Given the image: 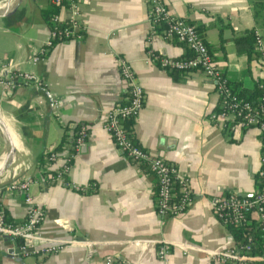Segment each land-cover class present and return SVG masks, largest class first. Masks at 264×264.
<instances>
[{
	"label": "crops",
	"instance_id": "1",
	"mask_svg": "<svg viewBox=\"0 0 264 264\" xmlns=\"http://www.w3.org/2000/svg\"><path fill=\"white\" fill-rule=\"evenodd\" d=\"M66 1L57 13L61 21L71 17ZM164 3L172 15L199 29L239 93L250 95L257 82H264V64L248 56L247 44L236 40L255 28L264 42V30L257 28L248 0ZM50 5L52 0H0V8L7 9L0 16V171L10 157L6 141L13 143L17 159L13 166L17 175L12 168L1 177L0 190L20 176L31 179L28 193L45 211L37 229L40 243L64 244L55 254L22 257L8 252L18 240L0 236V264H105L106 257L124 264H231L203 252L184 255L179 248L160 260L157 243H192L205 249L233 245L229 229L213 214V203L228 191L254 192L259 132L250 128L227 134L212 124L208 115L218 108L213 82L198 70L170 74L150 59V52L171 58L191 53L151 28L145 0H78V36L56 43L44 60L32 64L31 56L50 35L42 18ZM120 58L131 64L145 95L143 108L131 123L135 141L175 163L190 178L194 198L179 215H157L154 175L122 155L103 126L107 112L124 101ZM26 71L40 77L42 86L17 83L9 90L5 77ZM80 125L89 135L65 179L83 191L47 176L61 160L48 171L38 167L46 151L60 156L69 151ZM4 208L9 221H23L27 207L22 199L6 195Z\"/></svg>",
	"mask_w": 264,
	"mask_h": 264
},
{
	"label": "built area",
	"instance_id": "2",
	"mask_svg": "<svg viewBox=\"0 0 264 264\" xmlns=\"http://www.w3.org/2000/svg\"><path fill=\"white\" fill-rule=\"evenodd\" d=\"M69 25L62 30H50V35L44 44L31 56V63L36 64L45 59L48 51L58 42L69 41L78 36L80 29L78 0H68ZM147 17L151 28L158 32L157 25L163 21L166 27L158 32L166 39H173L184 44L190 51V56L171 58L158 56L150 52V59L160 68L188 69L201 71L214 84V91L218 96V108L208 115V120L224 130L227 134H234L250 128L256 129L261 139L260 167L257 171L256 188L251 196L240 197L236 193H223L213 203V214L226 228L229 226L244 227L253 217L261 230H264V82L259 87L261 93L255 100H248L238 95L229 85L228 79L216 63L209 51L203 36L194 24L183 18L172 15L164 0H145ZM61 0H52L55 5ZM55 21H61L59 14L54 15ZM256 50L262 54L264 62V42L257 33ZM119 74L125 83V97L122 103L112 107L106 114L103 126L110 135L116 148L122 155L132 162L143 164L156 179L155 207L161 218H170L185 212L194 198L189 176L179 167L164 158L154 155L139 145L132 134L131 124L135 121L143 108L145 95L138 82L131 64L120 58ZM39 88L43 80L31 71L23 73H9L5 77V84L11 90L16 84ZM132 123V122H131ZM85 125H80L72 137V141L63 156L55 150L45 152V162L39 163L40 170L48 171L52 164L61 160L62 164L54 170L53 181L60 182L64 187L83 191L84 189L68 180L66 176L70 163L88 138ZM62 158V159H61ZM12 172L17 175L15 169ZM11 172V173H12ZM44 174V173H42ZM12 175V174H11ZM14 175V176H15ZM47 175V174H45ZM51 177V175H47ZM31 179L20 176L4 185L0 190V236L11 240H18L20 256H48L59 252L64 243H50L42 245L37 229L43 221L45 211L42 206L34 204L28 187ZM6 195L19 198L26 203V214L23 221L12 222L6 219L4 199ZM255 241L250 236L236 248L234 245L222 249H205L192 243H177L173 241H158L157 258L165 260L172 248H179L184 255L191 251L203 252L208 257L223 263L248 264L245 252L252 249ZM105 264H124L121 261L106 257Z\"/></svg>",
	"mask_w": 264,
	"mask_h": 264
},
{
	"label": "trees",
	"instance_id": "3",
	"mask_svg": "<svg viewBox=\"0 0 264 264\" xmlns=\"http://www.w3.org/2000/svg\"><path fill=\"white\" fill-rule=\"evenodd\" d=\"M250 8L252 10V14L254 17V20L256 21L258 25V29L264 30V0H248ZM55 5V4H54ZM50 5L47 9H45L42 12V18L44 22L48 25L50 30H62L65 26L69 25V21H55L54 15L58 13L59 8L61 6H66L67 1L61 0L60 4L54 6ZM166 27L165 22L161 21L157 25L158 32H162V30ZM199 31V29H197ZM200 32V31H199ZM241 40V42H245L247 45L246 52L248 56H255V58L261 63L262 62V54L256 50V39H257V29L252 28L249 30H245L241 33L240 36L236 38V40ZM190 56V55H189ZM188 57V56H187ZM188 69H171L168 72L170 74H178L183 75L188 73ZM229 82V81H228ZM262 82L259 81L256 83L255 90L250 95L248 93H239L236 90V84L230 83L229 85L235 91L238 95L241 97L248 99V100H255L256 97L261 93V88L259 85ZM132 121L128 122L127 125L129 126ZM78 129V126L75 127V130ZM66 135L63 137V141H65ZM45 162V155L42 156V158L39 160V163ZM50 172V173H49ZM49 175H51V178L54 176V171H49ZM225 193H233L232 191H228ZM8 220V218L6 217ZM9 221V220H8ZM230 233L233 236V245L236 248H239L240 245H242L248 237H252L255 241L254 245L252 246V249L248 252H245V257L248 259V264H264V230H261V227L258 225L255 218L251 217L250 221L244 226H229L228 227Z\"/></svg>",
	"mask_w": 264,
	"mask_h": 264
},
{
	"label": "water",
	"instance_id": "4",
	"mask_svg": "<svg viewBox=\"0 0 264 264\" xmlns=\"http://www.w3.org/2000/svg\"><path fill=\"white\" fill-rule=\"evenodd\" d=\"M6 12H7L6 6L2 7V9L0 8V16L6 14ZM0 128L2 130L1 117H0ZM6 146H7V149L9 150L10 157L7 160V164L5 165V167L0 171V178L3 177V176H5L6 174H9V172L11 171V169L13 168V166L16 163V160H17L16 157L15 158L13 157V154H14V146H13V143L10 142V141H6ZM235 193L238 196H240V197H248V196H251V194H249V193H243V192H237V191H235ZM4 238L5 239H9L7 237H4ZM8 252L10 254H13V255L16 254L17 256H20L16 242H13V248L10 249Z\"/></svg>",
	"mask_w": 264,
	"mask_h": 264
},
{
	"label": "bare ground",
	"instance_id": "5",
	"mask_svg": "<svg viewBox=\"0 0 264 264\" xmlns=\"http://www.w3.org/2000/svg\"><path fill=\"white\" fill-rule=\"evenodd\" d=\"M15 139V138H14ZM16 143V142H15ZM16 145H17V143H16Z\"/></svg>",
	"mask_w": 264,
	"mask_h": 264
}]
</instances>
